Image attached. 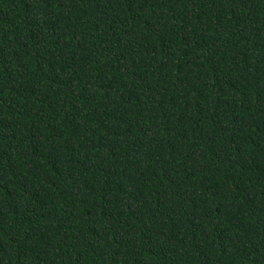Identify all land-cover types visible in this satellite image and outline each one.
Here are the masks:
<instances>
[{
	"label": "trees",
	"instance_id": "obj_1",
	"mask_svg": "<svg viewBox=\"0 0 264 264\" xmlns=\"http://www.w3.org/2000/svg\"><path fill=\"white\" fill-rule=\"evenodd\" d=\"M0 264H264V0H0Z\"/></svg>",
	"mask_w": 264,
	"mask_h": 264
}]
</instances>
